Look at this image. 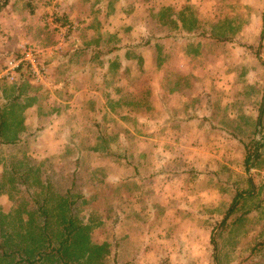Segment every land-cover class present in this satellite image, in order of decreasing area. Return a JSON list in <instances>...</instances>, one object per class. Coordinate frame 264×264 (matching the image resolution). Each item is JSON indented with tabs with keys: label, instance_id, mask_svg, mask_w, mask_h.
I'll return each mask as SVG.
<instances>
[{
	"label": "rangeland",
	"instance_id": "obj_1",
	"mask_svg": "<svg viewBox=\"0 0 264 264\" xmlns=\"http://www.w3.org/2000/svg\"><path fill=\"white\" fill-rule=\"evenodd\" d=\"M58 18L69 29L55 28ZM174 23L219 41L201 44L199 59L175 58L192 47L168 48ZM149 33L160 36L157 54L108 59L114 45ZM25 46L38 51L43 76L27 62L14 76L0 72V225L14 243L41 232L39 204L58 217L66 198L103 249L84 264H264V0H10L0 8V69ZM198 63L201 83L223 86L212 91L217 118L237 116L206 138L166 123L168 86L188 83L171 73ZM69 77L74 88L111 94L74 95ZM173 106L177 117L183 107ZM59 231L52 226L54 245ZM59 258L45 261L72 264Z\"/></svg>",
	"mask_w": 264,
	"mask_h": 264
},
{
	"label": "crops",
	"instance_id": "obj_2",
	"mask_svg": "<svg viewBox=\"0 0 264 264\" xmlns=\"http://www.w3.org/2000/svg\"><path fill=\"white\" fill-rule=\"evenodd\" d=\"M153 24L155 26L157 25V23H151V28L153 27ZM142 26H143V23H140V25H138V23L135 24L136 28L137 27L139 28ZM174 28L175 29L179 28L180 30L178 32H180V33L177 37L174 34L172 35L170 32L164 36L168 42L169 47L168 46L167 47L170 50H171V45H176L177 47H180L181 45H184L185 47L188 45H191V47H192V49L189 53H186V52L179 53L178 52L179 54L176 55L175 58L178 57V58H184L185 59L188 57L189 58L192 57L190 59H194V58L199 59L203 53V47H202V50H200L201 44L203 45L204 42H207V41H219L218 39L214 40L211 37L202 36L201 32H195L194 31L192 33V35H188L187 33H190L191 29H199V26L195 27V23H174ZM187 29H189V30H187ZM146 38H147L146 41H143V42L140 39L137 41L133 40L129 43L122 42V44L120 43L118 45H114V47H112V49L110 50V54H109L108 59H110L112 56H115L114 54H118L119 60H122V62L127 61V59H128L127 57H129L128 52L130 50L142 51L145 49H150L152 54H153V52L155 54H157L158 50H159V47H158L159 40H160L159 34L149 33L148 35H146ZM161 39H163V38H161ZM221 42H224V41H221ZM227 43L231 44V42H227ZM113 51H116V52H113ZM167 52L171 56V53L168 49H167ZM154 56L152 55L153 58H154ZM11 57L12 56L8 57L6 60H9ZM5 61H4V65H3V70H1L2 68L0 69V72H2V73L5 69V64L7 62V61L6 62ZM161 63H162V61L158 62V60H157L156 65L159 66ZM184 64H186L185 60H184ZM118 65H120L122 67V68H120V74H121L120 76H122V75H124V73L127 69L125 68L123 63H118ZM199 65L200 64L198 63V64L192 65L190 68H188V67H185L184 69L177 68V69L173 70V73H171L173 76L181 77L184 81L188 80V83H184L182 85H179V84L174 85L173 87H171V84L168 86V92H169L168 95H170V97L172 99L167 100L166 107H167V109L170 108V112H169V110H167V117L170 119H168V121H166V123H168V124L169 123L170 124H172V123L180 124V128L178 129L179 131H182V129H186L187 125H190L192 127L195 126V130L197 132H202L201 134L204 136V138H206L207 135H209L213 132H215V134H217V132H221L222 128L220 127V125L223 122L228 123V122L233 121V119H229V117H232L235 115L231 114V111L229 110V112L227 113L228 117H226L225 120L222 117L217 118L218 116L216 115V111L218 110V106H217V103H214V95L215 94H213L212 91H214L215 88L221 89L223 86L220 83L218 85H209L208 83H201L200 79H198V77L203 75V72H206V71L201 69V67ZM46 67H47V65H46ZM229 68H230V70H228L226 72L230 73V75L232 76L233 70L231 67H229ZM101 69L105 72L106 71L110 72V71H108L110 68L108 67V65L106 63H104V65L102 66ZM153 74L154 75L156 74V76H157L158 68H156V71H154ZM189 79H190V82H189ZM73 86L74 85L70 81V77H69V79H68V90H71V92H74L75 93L74 95L81 93V92H88V94L89 93L90 94H96L95 96L97 97L96 98L97 102H99L100 99L103 97L101 92L105 93V95H107V96H110V94H111L110 90H108L106 93V91L99 89V87L96 86V84H95V86L92 85L91 87H88L87 89H83V90L74 88ZM227 87L229 88L228 89L229 94H232L231 89L233 90V84H230V86H227ZM60 88L63 89L64 87L61 86ZM234 88L237 89L238 86L235 85ZM152 91H153V88H152ZM154 93L156 94V97L158 98V94H159L158 86L154 87ZM190 93H192V96H190ZM187 97L188 98L190 97L191 98L190 100L197 102L198 104L196 106L187 105V103H186V99H188ZM94 99H95L94 97H91L88 101H91ZM228 99L230 100V102H232V99H233L232 95L229 96ZM169 101L173 102V103L170 104ZM176 101H177V103L181 102V107H183L182 110L177 112V117H175L176 111H175L174 106H173ZM230 106L232 109L233 103H230ZM232 111H233V109H232ZM171 117H172V119H171ZM235 117L237 118V116H235ZM190 137H191V135H190Z\"/></svg>",
	"mask_w": 264,
	"mask_h": 264
},
{
	"label": "trees",
	"instance_id": "obj_3",
	"mask_svg": "<svg viewBox=\"0 0 264 264\" xmlns=\"http://www.w3.org/2000/svg\"><path fill=\"white\" fill-rule=\"evenodd\" d=\"M9 2L10 0H3L0 8L6 6ZM60 20L63 21L59 24ZM55 22V28H58L60 25H66L67 19L58 18L55 19ZM19 71L20 75H25V66L22 65ZM29 76H32V72H30ZM256 157L258 158V155ZM251 159L252 155L247 157V163H251ZM240 195H243V193H240ZM236 204L237 198L233 201L229 212L225 216L226 218L235 209L234 206ZM44 206L45 201L39 204L43 221L41 232L35 235L21 232L22 235H20V240L17 243L12 241V233H5L3 226L0 225V254L4 256V260L7 263L9 262L8 264H46L45 258H50L52 255L59 256L60 261L64 263L71 260L72 264H84L82 261L84 257L88 261H91L94 257H99V253L103 249L89 243V237L86 232L89 226L87 223L81 222L82 219H77L73 203H68L66 198L61 199L59 207H62V212L58 217L53 216L50 209H46ZM53 225L60 226L57 236L58 245H54V237L51 234ZM29 241L33 243L32 247H30Z\"/></svg>",
	"mask_w": 264,
	"mask_h": 264
},
{
	"label": "built area",
	"instance_id": "obj_4",
	"mask_svg": "<svg viewBox=\"0 0 264 264\" xmlns=\"http://www.w3.org/2000/svg\"><path fill=\"white\" fill-rule=\"evenodd\" d=\"M66 27L69 29L68 25H66ZM37 52L38 51L33 46H25L22 55L19 57H12L7 61L3 74L7 77L14 76L13 71L17 69L22 63L27 62L31 65L36 76H43L46 68L38 61ZM262 178L264 184V171L262 172Z\"/></svg>",
	"mask_w": 264,
	"mask_h": 264
},
{
	"label": "water",
	"instance_id": "obj_5",
	"mask_svg": "<svg viewBox=\"0 0 264 264\" xmlns=\"http://www.w3.org/2000/svg\"><path fill=\"white\" fill-rule=\"evenodd\" d=\"M263 112H264V100H263V107H262V110H261V115H260V118H259V126H260V124L262 122L261 119H262ZM259 132H261V127L259 128Z\"/></svg>",
	"mask_w": 264,
	"mask_h": 264
}]
</instances>
